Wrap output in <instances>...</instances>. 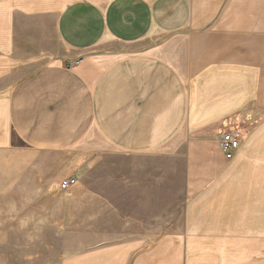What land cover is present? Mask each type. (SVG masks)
<instances>
[{
    "label": "crops",
    "instance_id": "1",
    "mask_svg": "<svg viewBox=\"0 0 264 264\" xmlns=\"http://www.w3.org/2000/svg\"><path fill=\"white\" fill-rule=\"evenodd\" d=\"M21 145L82 151L56 264H264V0H0V149Z\"/></svg>",
    "mask_w": 264,
    "mask_h": 264
},
{
    "label": "rangeland",
    "instance_id": "2",
    "mask_svg": "<svg viewBox=\"0 0 264 264\" xmlns=\"http://www.w3.org/2000/svg\"><path fill=\"white\" fill-rule=\"evenodd\" d=\"M81 152L0 149V264H56L81 247ZM68 175L76 182L60 188Z\"/></svg>",
    "mask_w": 264,
    "mask_h": 264
},
{
    "label": "built area",
    "instance_id": "3",
    "mask_svg": "<svg viewBox=\"0 0 264 264\" xmlns=\"http://www.w3.org/2000/svg\"><path fill=\"white\" fill-rule=\"evenodd\" d=\"M240 144V129L238 127H228L221 131L219 145L226 158H231ZM76 182L74 175L63 177L59 181L62 189L68 188Z\"/></svg>",
    "mask_w": 264,
    "mask_h": 264
}]
</instances>
